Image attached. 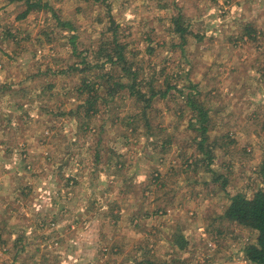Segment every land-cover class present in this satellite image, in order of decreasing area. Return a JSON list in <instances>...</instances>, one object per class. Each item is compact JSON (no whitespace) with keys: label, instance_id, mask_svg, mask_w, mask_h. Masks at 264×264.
I'll return each mask as SVG.
<instances>
[{"label":"rangeland","instance_id":"374dc122","mask_svg":"<svg viewBox=\"0 0 264 264\" xmlns=\"http://www.w3.org/2000/svg\"><path fill=\"white\" fill-rule=\"evenodd\" d=\"M263 124L264 0H0V264H251Z\"/></svg>","mask_w":264,"mask_h":264},{"label":"trees","instance_id":"16d2710c","mask_svg":"<svg viewBox=\"0 0 264 264\" xmlns=\"http://www.w3.org/2000/svg\"><path fill=\"white\" fill-rule=\"evenodd\" d=\"M14 1V0H12ZM19 1V0H18ZM29 9L35 7H40L39 3H29L27 2ZM28 11L22 13L20 18H23L27 15ZM181 33L184 31L179 29ZM116 60L119 62L123 59L122 49L120 46L116 47ZM113 57H110V62H112ZM88 85V84H87ZM128 90L135 97L140 99L144 97V94L135 92L133 86H129ZM158 93V92H157ZM156 92H153L149 95L148 99L157 95ZM201 124L199 130L205 132L207 127L203 121L202 110L199 112ZM264 133V124L262 126ZM226 218L230 221L236 222L237 224L246 227L250 230H253L257 234L256 243L254 245L248 246L245 249V258L251 264H264V193L261 191L256 192L253 197L246 198L242 195H236L230 202L226 212ZM186 242H176V246L182 250L185 248Z\"/></svg>","mask_w":264,"mask_h":264}]
</instances>
